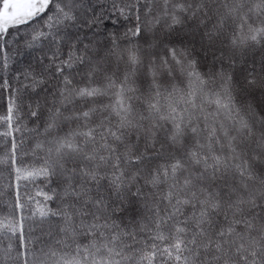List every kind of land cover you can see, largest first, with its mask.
Instances as JSON below:
<instances>
[{
	"label": "snow or ice",
	"instance_id": "6c2138e0",
	"mask_svg": "<svg viewBox=\"0 0 264 264\" xmlns=\"http://www.w3.org/2000/svg\"><path fill=\"white\" fill-rule=\"evenodd\" d=\"M0 264H264V0H0Z\"/></svg>",
	"mask_w": 264,
	"mask_h": 264
}]
</instances>
